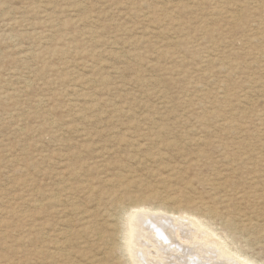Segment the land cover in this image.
<instances>
[{"label": "rangeland", "instance_id": "obj_1", "mask_svg": "<svg viewBox=\"0 0 264 264\" xmlns=\"http://www.w3.org/2000/svg\"><path fill=\"white\" fill-rule=\"evenodd\" d=\"M131 200L264 264V0H0V264H127Z\"/></svg>", "mask_w": 264, "mask_h": 264}, {"label": "bare ground", "instance_id": "obj_2", "mask_svg": "<svg viewBox=\"0 0 264 264\" xmlns=\"http://www.w3.org/2000/svg\"><path fill=\"white\" fill-rule=\"evenodd\" d=\"M121 210L120 216L117 217L120 223L116 220L119 224L117 223V228V225H114L115 230L110 238L120 236L123 241L119 244H111L107 253L112 254L116 250H122L127 264H258L252 258L233 249L230 242L222 237L223 235L215 234L207 221L200 219L189 210H178L166 203L155 206L132 200L129 204H124ZM182 212L192 218L182 216ZM85 216L82 215L83 221ZM48 251L52 253L50 248Z\"/></svg>", "mask_w": 264, "mask_h": 264}]
</instances>
